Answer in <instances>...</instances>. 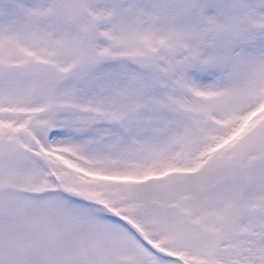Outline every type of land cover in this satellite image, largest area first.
Wrapping results in <instances>:
<instances>
[{
	"label": "snow or ice",
	"instance_id": "6c2138e0",
	"mask_svg": "<svg viewBox=\"0 0 264 264\" xmlns=\"http://www.w3.org/2000/svg\"><path fill=\"white\" fill-rule=\"evenodd\" d=\"M0 264H264V0H0Z\"/></svg>",
	"mask_w": 264,
	"mask_h": 264
}]
</instances>
